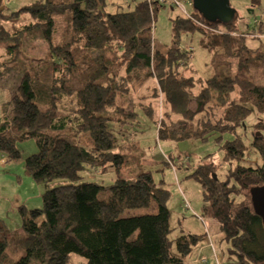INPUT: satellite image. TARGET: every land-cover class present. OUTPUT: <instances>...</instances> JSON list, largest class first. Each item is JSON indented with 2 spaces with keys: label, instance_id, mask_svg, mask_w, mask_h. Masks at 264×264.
<instances>
[{
  "label": "trees",
  "instance_id": "1",
  "mask_svg": "<svg viewBox=\"0 0 264 264\" xmlns=\"http://www.w3.org/2000/svg\"><path fill=\"white\" fill-rule=\"evenodd\" d=\"M108 4L34 0L1 14L17 26L19 16L36 11L35 22H19L17 34L45 45L48 56L25 67L18 63L16 45H9L0 63V80L10 71L21 75L9 106L2 108L0 155L16 160V143L34 139L38 151L23 168L45 186L40 208H17L22 238L0 219V264H75L71 255L85 264H186L200 239L180 235L174 241L177 254L171 252L169 191L163 180L154 182L138 170L135 153L118 149L125 134L119 137L116 131L128 130L138 108L152 114L150 96L169 112L157 121L159 138L234 133L220 146L230 166L224 179L214 174L212 161L193 167L189 176L200 182L203 215L218 220L233 264H264V223L250 197L252 187L264 185V121L246 124L253 110L264 114V46H247L243 36L249 31L233 36L238 33L234 20L210 22L193 9L194 20L181 14L170 19L172 42L162 50L153 38L163 8L158 0L116 11ZM196 21L225 32H208ZM11 32L0 24V41L11 40ZM191 32L201 35L200 46L215 71L195 96L189 91L193 77L180 71L192 57V49L180 46L181 35ZM171 114L181 117L177 124ZM241 127L254 130L255 159L247 158L242 136L248 130L239 134ZM84 171L87 177L81 176ZM97 174L101 180L91 178ZM56 179L62 184L51 187Z\"/></svg>",
  "mask_w": 264,
  "mask_h": 264
},
{
  "label": "rangeland",
  "instance_id": "2",
  "mask_svg": "<svg viewBox=\"0 0 264 264\" xmlns=\"http://www.w3.org/2000/svg\"><path fill=\"white\" fill-rule=\"evenodd\" d=\"M33 1L0 0V24L7 25L14 32H11L13 37H10L11 40L0 41V63L4 62L5 47L9 45H16L15 50H19L17 56L19 58L18 63L25 64V67L29 65L34 67L40 61L47 59L48 53L45 45L28 41L23 35L19 36L17 34L20 30L19 22L21 24L35 22L36 11L19 16L15 22L19 27L12 24L14 23L12 22L13 19L7 22L5 17L1 16V14L10 15L23 6L32 4ZM139 1L141 0H109L108 7L111 11L127 10ZM146 1L148 4L150 3L148 0ZM229 1L232 8L236 10L234 23L237 26L238 33L233 36L241 38L240 33H248L246 31H249L248 35L243 36L247 46L262 48L264 46V0H259L257 4L252 3V0ZM185 9L188 13L193 11L192 1L185 2ZM179 14V10L169 6L159 11L154 22V46L163 48L165 45L171 44L172 30L170 19ZM190 15L192 16V13ZM199 26L208 32H225L222 26L215 29H211L206 25ZM21 28L23 27L21 26ZM200 37L201 35L198 32L184 33L181 35L180 40V46L184 50L192 49L191 59L185 65L180 66V71L187 77H193L194 85L189 90L193 96L201 92L205 86V81L215 72L210 64V54L200 46ZM13 40L16 42L12 43ZM27 45L28 47L25 48ZM20 78L21 75L14 71H10L8 75L2 76L0 80V117L2 108L9 106V101L17 89ZM148 85L152 88L151 82ZM194 100L191 102L192 107L195 105ZM146 102L152 105V114L148 116L142 109H136L138 116L125 126L128 130L116 131L119 137L121 134H125L122 138L124 141L119 142L120 148L118 149L124 150L129 154L135 153L139 165L138 170L142 171L154 182L163 180L164 187L169 191L166 204L170 211L171 252L177 254L174 243L177 237L183 234H192L200 239L198 245L200 244L202 248L200 251L195 249L188 255L186 264H203L201 263L203 257L208 259V263L206 264H216L211 247L215 249V257H217L219 264H233L234 257L229 251L230 245L223 239L218 220L215 217L203 215V191L201 184L197 179L190 177L189 173L198 164L212 161L217 166L214 174L218 178L224 179L230 166L226 161L225 152L220 149V146L227 140H231L234 137V133L224 132L219 134L211 132L206 138L193 137L178 141L159 138L157 121H160V115L166 117L164 113H167V116H169L168 108L163 109L162 101H158L153 96L147 97ZM170 117L173 122H176L175 124L178 123L177 120L181 119L177 114H171ZM258 120L264 121V114L258 116L255 110H253L247 117L246 124L252 125L258 122ZM246 130L248 131L245 132ZM253 131L251 127L248 129L245 127L237 128L239 134L245 132L242 138L249 147L247 158L250 159L257 157L250 145ZM262 132L264 133V129ZM107 140L108 145L111 146L110 137ZM16 146L20 151V158L8 160L5 154L0 155V163H7L5 166L0 165V219L13 231L14 236L22 238L24 234L17 208L21 204L27 206L29 209L40 208L42 206V194L45 186L34 181L23 168L25 159L38 151L35 140L18 141ZM9 170H12V172L8 176V179L5 175H7ZM87 174L88 172L84 171L81 173V176L87 177ZM98 175L91 176V178L101 180ZM88 179L90 178L88 177ZM50 183L51 187H53L62 184V180L56 179ZM70 258L75 264H85L86 262L84 258L78 255H71Z\"/></svg>",
  "mask_w": 264,
  "mask_h": 264
},
{
  "label": "water",
  "instance_id": "3",
  "mask_svg": "<svg viewBox=\"0 0 264 264\" xmlns=\"http://www.w3.org/2000/svg\"><path fill=\"white\" fill-rule=\"evenodd\" d=\"M193 8L210 22L226 24L232 22L236 10L229 0H192ZM250 197L254 211L264 223V185L250 189Z\"/></svg>",
  "mask_w": 264,
  "mask_h": 264
},
{
  "label": "built area",
  "instance_id": "4",
  "mask_svg": "<svg viewBox=\"0 0 264 264\" xmlns=\"http://www.w3.org/2000/svg\"><path fill=\"white\" fill-rule=\"evenodd\" d=\"M148 1L150 2V3H149V5H150V4L152 3L153 0H148ZM186 1H187V0H158V2H159L163 7H165V6H169V7H171V8L177 9V10H179L180 14L183 15L184 17L194 20L193 17L190 15L191 13H188V12L186 11V9H185V2H186ZM163 4H164V5H163ZM196 23L199 24V25H202V26L205 25V24H203V23H198L197 21H196ZM207 27H208V26H207ZM211 29H214V28H211ZM214 32H215V31H214ZM216 33H219V32L217 31ZM233 35H237V34H236V33H233ZM211 249H212V251H213V255H214V258H215V260H216V264H219L217 257H215L216 253H215V249H214V247H211ZM201 261H202V262H201ZM201 261H200V262L203 263V264L208 263V259L205 258V257H203V259H202Z\"/></svg>",
  "mask_w": 264,
  "mask_h": 264
},
{
  "label": "crops",
  "instance_id": "5",
  "mask_svg": "<svg viewBox=\"0 0 264 264\" xmlns=\"http://www.w3.org/2000/svg\"><path fill=\"white\" fill-rule=\"evenodd\" d=\"M164 49H165V48H163L162 50H164ZM8 160H10V159L8 158ZM6 164H7V163H6ZM6 164H1V163H0L1 166H5ZM11 172H12V170H9V172L7 173V175H5V177H7V178L9 179L8 176H10ZM201 248H202V247H200V244H199V248L196 249V250H197V251H200ZM205 248H207V246H205ZM205 248H204V249H205ZM204 249H203V250H204Z\"/></svg>",
  "mask_w": 264,
  "mask_h": 264
},
{
  "label": "bare ground",
  "instance_id": "6",
  "mask_svg": "<svg viewBox=\"0 0 264 264\" xmlns=\"http://www.w3.org/2000/svg\"><path fill=\"white\" fill-rule=\"evenodd\" d=\"M187 1H192V0H187ZM163 8H167V6L163 7ZM234 20V19H233ZM220 34L223 33L222 31L219 32ZM153 35H154V25H153Z\"/></svg>",
  "mask_w": 264,
  "mask_h": 264
}]
</instances>
